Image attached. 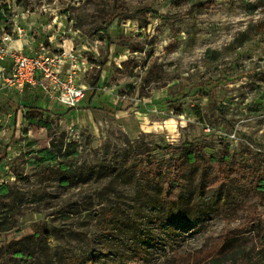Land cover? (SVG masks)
<instances>
[{
	"label": "rangeland",
	"instance_id": "1",
	"mask_svg": "<svg viewBox=\"0 0 264 264\" xmlns=\"http://www.w3.org/2000/svg\"><path fill=\"white\" fill-rule=\"evenodd\" d=\"M117 3L0 0V39L14 35L26 54L78 55L86 87L72 113L35 112L37 100L0 93L3 264H210L228 231L261 247V198L211 186L212 167H191L172 214L140 169L153 156L165 171L176 149L203 144L264 170V0ZM123 12L138 14L109 26Z\"/></svg>",
	"mask_w": 264,
	"mask_h": 264
},
{
	"label": "trees",
	"instance_id": "2",
	"mask_svg": "<svg viewBox=\"0 0 264 264\" xmlns=\"http://www.w3.org/2000/svg\"><path fill=\"white\" fill-rule=\"evenodd\" d=\"M115 5L118 7L117 0H114ZM138 13H126L116 14L111 17L109 26L114 20L119 17L120 19L133 18ZM108 26V27H109ZM105 30L106 37L111 45V36ZM215 54H219L218 51ZM104 65V63H102ZM29 108V111H31ZM41 107H36L35 112H42ZM178 156L173 157L172 165L163 170L159 161L151 156L148 159L147 164L140 169L144 176L149 178L152 182L158 183L164 191L165 203L172 214L178 212L180 207V184L182 182V176L184 172L191 167H212L215 175L210 179L211 184H223V183H235L242 188V192L246 194H252L261 198L264 201V170L252 169L242 163L229 164L224 158L217 157L204 150L203 144L191 146L188 148H178ZM3 157L0 161H3ZM208 186V185H207ZM225 205V204H224ZM105 220L115 223V217L112 212L104 213ZM261 218L259 215L253 217V222L259 223ZM245 225L242 224L237 228L238 231L244 230ZM110 228V227H108ZM41 239H48L45 237L44 232L42 234L41 229L38 230ZM238 238V233L235 231H228L224 235L223 245L220 251L217 253L215 259L211 260L210 264H257L264 260V238L261 240L260 245H252L247 248L245 244ZM262 248V251H260ZM258 249V252H254ZM105 250L110 252L111 247H106ZM5 262L4 256L0 255V264ZM70 264H81V259L73 258Z\"/></svg>",
	"mask_w": 264,
	"mask_h": 264
},
{
	"label": "built area",
	"instance_id": "3",
	"mask_svg": "<svg viewBox=\"0 0 264 264\" xmlns=\"http://www.w3.org/2000/svg\"><path fill=\"white\" fill-rule=\"evenodd\" d=\"M24 31L19 25L14 33L23 35ZM13 40L14 35L10 33L0 39V93L21 94L27 87H40L51 104L77 109L86 95V87L74 65L78 55L68 51L53 53L44 48L26 54L10 47ZM64 60L73 63L70 69H64Z\"/></svg>",
	"mask_w": 264,
	"mask_h": 264
},
{
	"label": "crops",
	"instance_id": "4",
	"mask_svg": "<svg viewBox=\"0 0 264 264\" xmlns=\"http://www.w3.org/2000/svg\"><path fill=\"white\" fill-rule=\"evenodd\" d=\"M10 47L18 49V47H20L19 42L16 41V42L12 43L10 45ZM3 92H5V91H3ZM17 94H19V93H17ZM19 96H25L29 99L31 98V100L32 99L37 100V103L39 104L38 106H40L41 108H44L45 111H49V112L53 111V112H57V113H67V112L72 113L75 110H77V109H66L64 107L62 110H58V109L54 108L55 106H59V105L51 104V102L48 101V98L45 96V94L43 93V91L41 90L40 87H34V88L27 87L23 93L19 94ZM81 106H82V104H81Z\"/></svg>",
	"mask_w": 264,
	"mask_h": 264
}]
</instances>
